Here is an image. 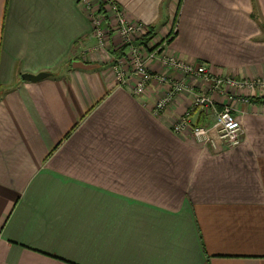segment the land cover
<instances>
[{
    "label": "crops",
    "instance_id": "1",
    "mask_svg": "<svg viewBox=\"0 0 264 264\" xmlns=\"http://www.w3.org/2000/svg\"><path fill=\"white\" fill-rule=\"evenodd\" d=\"M103 1L0 0V264H264V102L236 104L234 145L175 131L191 95L154 115L166 84L117 85L120 37L105 51L92 35ZM111 1L150 45L175 21L165 56L264 77V0ZM149 69L182 76L158 59Z\"/></svg>",
    "mask_w": 264,
    "mask_h": 264
},
{
    "label": "built area",
    "instance_id": "2",
    "mask_svg": "<svg viewBox=\"0 0 264 264\" xmlns=\"http://www.w3.org/2000/svg\"><path fill=\"white\" fill-rule=\"evenodd\" d=\"M99 11L91 12L92 35L96 48L105 50L111 44V33L115 31L120 37L119 47H123L124 57L129 61L130 67L124 66V58H116L113 64L115 79L119 87L126 86L131 78L136 82L133 91L136 94L143 92L144 88L153 80L167 85L164 96L159 99L153 109L154 115H158L172 101L174 96L182 92H188L192 97L189 110L176 121L174 130L182 132L189 130L191 136L203 144H208V139L217 138L219 142L231 145L239 142L241 135V123L235 117L237 103H249L250 96L241 95L242 92H258L257 97L264 96V77L257 78H235L232 76H215L203 65H193L161 54L163 46L172 37L168 34L163 43L156 42L152 45L143 42L150 34L149 28L140 23L128 22L119 6L111 0H104ZM103 13L109 14L113 19V26L104 25ZM114 27V28H113ZM160 43V44H159ZM158 59L162 64L177 69L182 76L180 78H168L166 76L153 74L149 64ZM190 78L202 80L207 87L206 92L195 90L189 85ZM214 95L222 97L225 102L218 103ZM218 103V104H217ZM217 105H219L217 107ZM194 108L212 110L214 122L211 126H200L192 124L189 120L190 113ZM210 144L215 143L211 140Z\"/></svg>",
    "mask_w": 264,
    "mask_h": 264
},
{
    "label": "rangeland",
    "instance_id": "3",
    "mask_svg": "<svg viewBox=\"0 0 264 264\" xmlns=\"http://www.w3.org/2000/svg\"><path fill=\"white\" fill-rule=\"evenodd\" d=\"M175 24V23H174ZM174 24H172V29H171V32H170V34H173L174 33V28H175V25ZM168 38V37H167ZM163 40H165V39H162L161 41H160V43H163ZM159 42V41H158ZM159 43V44H160ZM121 48H123V47H121ZM114 52H112L110 55V57H112V63L113 64H115V59L116 58H124L125 59V62H123L124 63V66H126V67H130V65H129V61L127 60V58H126V56L124 57V53L122 52L120 55H117V54H113ZM113 54V55H112ZM227 77H229V76H227ZM248 96H252V97H257L256 95L258 94V92H255V91H252L251 90V92H247L246 93ZM251 96H250V98H251ZM194 110H195V108H194ZM212 115L213 116H211L210 117V119H209V123H208V125H206V126H211L212 125V123L214 122V114L212 113ZM205 126V125H204ZM211 139V138H210ZM210 139H208L207 140V142L208 143H211V141H210ZM211 140H215V142L216 143H219V144H224V142H219L218 141V139L217 138H214L213 137V139H211Z\"/></svg>",
    "mask_w": 264,
    "mask_h": 264
},
{
    "label": "trees",
    "instance_id": "4",
    "mask_svg": "<svg viewBox=\"0 0 264 264\" xmlns=\"http://www.w3.org/2000/svg\"><path fill=\"white\" fill-rule=\"evenodd\" d=\"M174 23H175V21L173 22V24ZM262 29L264 31V25H262ZM150 34H151V32H150ZM150 34L147 37L144 38L143 42H148L149 41ZM168 41H170V40H168ZM116 51H118V52H115V54L120 55L123 52V48H119ZM250 101H253V102H264V96H262V97H251ZM205 122H206V120L202 117V115H200L195 124L196 125H204Z\"/></svg>",
    "mask_w": 264,
    "mask_h": 264
},
{
    "label": "water",
    "instance_id": "5",
    "mask_svg": "<svg viewBox=\"0 0 264 264\" xmlns=\"http://www.w3.org/2000/svg\"><path fill=\"white\" fill-rule=\"evenodd\" d=\"M72 66L74 68H80V69H88V68H90V65L85 64V63L80 62V61H73L72 62ZM45 75L46 74H44V73H39L37 75L24 74L23 78L29 79V80H32V81H36V80H39L40 78L44 77Z\"/></svg>",
    "mask_w": 264,
    "mask_h": 264
}]
</instances>
